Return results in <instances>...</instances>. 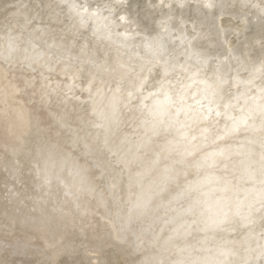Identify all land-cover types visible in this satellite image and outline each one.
<instances>
[{
	"label": "snow or ice",
	"instance_id": "snow-or-ice-1",
	"mask_svg": "<svg viewBox=\"0 0 264 264\" xmlns=\"http://www.w3.org/2000/svg\"><path fill=\"white\" fill-rule=\"evenodd\" d=\"M241 7L256 10L260 35L246 37L238 48L228 47L226 54L220 51L227 43L224 18L236 15L235 5L227 0H109L96 5L36 0L31 8L9 3L0 10V40L5 42L0 45V79L7 81L0 90V118L8 131L15 135L18 126L31 125L18 99L34 82L28 72L58 71L74 81L81 79V91L88 94L84 103L90 104L91 115L96 117L91 123L103 129V138L100 133L95 138L96 166L102 171L119 168L117 175L129 174L126 212L115 191L117 211L99 213L98 219H89L97 213L82 207L78 197L72 201L74 209H56L65 217L79 214V232L85 239L64 246L70 255L81 249L87 252L88 259L78 264H264V244L259 242L234 260L227 259L237 255L231 250L218 249L223 260L200 259L192 252L201 249L176 244L193 231L244 229L247 235L264 240V0H244ZM63 8L75 24L69 26L61 18L57 9ZM89 23L93 36H102L115 46L116 56L89 40L83 31ZM242 23L244 28L237 37L253 25L247 14ZM37 41L43 42L47 53L38 50ZM130 43L137 49L138 63L134 65L119 55ZM17 70L19 83L9 79ZM193 85H199L196 91H192ZM121 104L132 133L118 136ZM57 124L64 126L62 120ZM85 147L92 150L93 146ZM58 153V145L50 138L39 139L33 157L38 161L34 167L39 184L33 192L49 195L43 190L52 184L49 170L62 163ZM148 157L145 172L159 169V180L133 200L131 188L145 172H132V168ZM86 171L81 166L72 169L81 177L77 189L81 192L92 191L83 179ZM23 172L22 163L16 161L10 174L23 184ZM111 188H119L115 178ZM8 191L10 196L27 195L12 188ZM157 200L160 202L154 204ZM98 205L106 208L103 199ZM160 208L166 215H175L161 218L156 215ZM149 214L147 225L134 227ZM104 225H111L107 237L102 234ZM27 243L32 246L31 240ZM43 243L57 247L54 239L45 238ZM145 248L158 252L136 261L103 258L107 249L131 255ZM173 249L180 258L169 257Z\"/></svg>",
	"mask_w": 264,
	"mask_h": 264
},
{
	"label": "bare ground",
	"instance_id": "bare-ground-1",
	"mask_svg": "<svg viewBox=\"0 0 264 264\" xmlns=\"http://www.w3.org/2000/svg\"><path fill=\"white\" fill-rule=\"evenodd\" d=\"M78 2L96 5L97 3H107L109 0H78ZM153 2H158V0H153ZM227 2L235 5L236 15L232 17L225 16L224 18L227 43L220 49L224 54L227 53L228 47H240V42L244 41L246 37L255 36L259 38L260 35L259 25L256 23L254 15L256 10L242 8L241 5L244 0H227ZM254 2L259 3L260 0H254ZM9 3L20 7L28 5L31 8L36 0H0V10H3L6 4ZM9 11H15V9H9ZM57 11L69 26L76 23V21L69 18L67 8L57 9ZM164 11L166 12L167 9ZM245 14L253 21V25L248 31L237 37V33L244 28L242 17ZM156 15L159 18V10H156ZM2 19L3 16L0 15V20ZM83 31L95 46L108 48L113 56L117 55L115 46H110L106 38L93 36L90 23L86 25ZM4 43L3 40H0V45ZM37 46L38 50L48 52L42 41H37ZM136 51L135 45L130 43L129 48L120 50L119 55L123 61L134 65L138 63L135 60ZM18 55H22V53ZM27 76L33 78L34 82L27 92L19 96L18 99L28 113L31 125L18 126L15 135H12L8 131L5 121L0 118V264H5V262L7 264H49V262L51 264H73V262H77L78 264V262L88 259L87 252L81 249L78 253L70 255L64 251V246H70L73 242L78 243L79 240L85 239L79 232V228L82 226L81 219L78 213L65 217L56 209L62 208L65 211L69 208L74 209L75 205L72 201L78 197L82 207L89 208L93 213H97L96 217H90L89 219H98L99 213L111 215V213L117 211L112 195L115 191L119 204L126 212L127 204L125 201L129 195V174L124 172L122 175H117L119 168L114 167L102 171L96 166L95 138L97 133H100L101 139L103 138V129L95 128L91 123L96 120V117L91 115L90 104L84 103L88 94L81 91L84 86L81 79L74 81L58 71L48 72L41 69L28 72ZM20 78L21 73L19 70L9 77L15 83H19ZM6 83L7 81L0 79V90L5 87ZM70 87L71 90H69ZM198 87L199 85H193L192 91H196ZM105 92L109 96L112 95L107 88ZM145 95H147V90ZM146 103H151V101H146ZM2 107L0 105V111H2ZM117 115L121 120L118 136L131 134L132 127L125 122L127 112L123 109L122 104L119 106ZM57 120H62L64 126H59ZM223 126L224 120L221 117L220 127ZM42 136L50 138L51 143L58 145V159L62 161L59 166L49 170L52 184L43 190L49 192L48 196H44L41 192H33V188L39 184L36 179V168L34 167L38 161L33 157L38 141ZM134 139L135 137H133ZM86 144L93 146L92 150L86 148ZM148 159L150 157L145 159L144 164L134 165L132 172H145ZM16 161H20L24 167L21 177L24 181L23 184L19 183L10 174ZM39 166L43 169L42 162H39ZM75 166L87 169L83 173V179L86 186L92 189L91 192L77 190L81 186V177L72 172ZM20 175V173H17V176ZM114 178L119 181V188L116 190L111 188ZM158 180L159 169L145 172L139 178V183L134 184L131 188L132 199L135 200L139 193L147 191ZM10 188L15 192L26 193L27 195L10 196L8 191ZM65 192H68L69 195L65 196ZM32 197H35L39 203L34 204ZM101 199L104 200L106 208L98 205V201ZM159 202V200L154 201V204ZM156 215L166 219L168 215H175V213L169 212L166 215V210L160 208ZM150 216L151 214L141 217L136 221L134 227L138 228L142 224L147 225L150 222ZM112 218L115 219V217ZM186 219L190 221L192 217ZM119 223V221L116 222L117 227H119ZM171 227L169 225V229ZM156 230H159V224ZM110 232L111 225H104L102 234L107 237ZM89 234L91 235V230ZM165 235H167V230ZM45 238L54 239L57 247H47L43 243ZM29 240H31L32 246H28L27 242ZM205 240L206 243H201ZM258 242L264 244V240H259L258 236H249L244 229H239L231 233L193 231L187 239H178L176 244L180 247L189 246L190 249L192 247L201 249L192 252L193 257L200 259L223 260L225 257L219 255L218 249L231 250L236 252L237 255L228 256L227 259L234 260L245 256L246 249L249 246L255 248ZM203 249H210V251ZM157 252L158 249L156 248H145L142 252L121 255L118 249H107L103 258L136 261L156 255ZM168 255L171 259L180 258L174 249Z\"/></svg>",
	"mask_w": 264,
	"mask_h": 264
}]
</instances>
